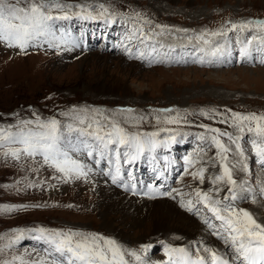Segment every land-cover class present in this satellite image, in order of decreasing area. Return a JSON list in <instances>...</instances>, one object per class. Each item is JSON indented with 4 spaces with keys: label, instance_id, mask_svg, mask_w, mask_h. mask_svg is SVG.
<instances>
[{
    "label": "rangeland",
    "instance_id": "rangeland-1",
    "mask_svg": "<svg viewBox=\"0 0 264 264\" xmlns=\"http://www.w3.org/2000/svg\"><path fill=\"white\" fill-rule=\"evenodd\" d=\"M68 2L100 3L105 0ZM107 2L117 11L129 12L135 9L150 16L155 23L168 25L173 29L186 28L189 32L187 35L176 33L157 37L165 45L163 48L156 45L155 40L150 42L149 47L133 41V50L129 55L126 51L127 41L123 39L128 25H122L119 20L115 24L105 25L99 20L72 19L56 21L58 26L66 28L74 36L83 37L81 48L72 52L57 54L56 51L40 47L31 48L24 55L18 54L17 49L0 46V125L15 123L17 118L34 119L32 113L42 118L55 116L61 121L70 122V118L60 113L72 108H98L107 112L130 109L131 112L123 114L129 120L126 125L129 130L157 131L158 138L161 139L167 135L160 132L161 128H171L174 133L178 131L182 135L177 136L178 142L172 143L169 148L158 149L156 153L142 156L134 164L124 167L133 171L140 191H147L148 184H163L162 191L171 192L176 189L177 193L183 195L174 193L175 198L156 196L155 193V198L133 195L118 185H112L110 178L100 174H93L88 181L58 182L52 178L51 169L41 167L39 173H34L26 171L20 162L0 157V234L7 235L14 228H73L114 239L124 248L136 250L152 262H166L169 259L165 251L167 246L185 248L193 259L205 256L210 260L203 251L205 247L218 251L224 249L222 241L210 235L211 230L201 218L204 215L211 218V214L207 213L202 204L199 212H189L180 207L181 199L185 203L188 199H197L195 189L208 191L207 189L212 188L210 178L220 174L219 161H215L216 167H212L209 162L215 156L216 149L211 145H202L198 139L201 133L205 136L210 134L199 125L207 124L235 134L233 128L219 123L223 118L220 114L227 115L229 109L245 114H264V64L260 63L264 59V50L254 52L252 59L241 63L238 55L240 45L235 42V33L229 34L231 39L227 51L215 57L202 53L193 55L191 47L179 46L196 43L194 39L189 41L187 36L194 37L204 29L230 27V23L226 22L264 19V0ZM246 34H242V38ZM218 42L221 45L224 43L223 40ZM151 45H155V52ZM169 45L173 46L171 50ZM141 53L144 58L137 59ZM201 56L205 63L194 62ZM177 60L180 62L177 63ZM208 60L212 63H208ZM99 82L115 85V90L99 94L95 91V85ZM162 109H170L171 112L164 113L160 111ZM201 110H215V118L209 119L208 116L201 115ZM177 113L181 116L187 114L186 119L191 123L185 124L182 120L179 125L168 124L165 117L176 116ZM141 116L145 117L143 121L139 119ZM252 138L251 134H246L245 159L241 161L242 165H247V171L241 168L234 170V178L238 182L244 181L249 191L247 198L237 200L235 206L251 211L258 222L264 223V196L259 195L260 190L264 189V166L260 165L251 151ZM222 140L227 142L226 138L222 137ZM201 147L204 148V153H201ZM153 155L158 157L156 161L152 160ZM185 156L194 163L187 164ZM164 163H167V168H163ZM29 164L38 166L36 161H29ZM104 166L107 167V164ZM185 167L188 168V173H185ZM199 167L207 169L204 183L190 175ZM154 169L164 172L165 177L158 181ZM26 180L44 183L41 187L18 190L23 189ZM224 188L221 195L226 193V186ZM109 189L129 195L135 202L169 200L179 213L194 219L201 238L195 237L190 242L184 239L174 242L168 238L165 230L155 233L152 229L158 220L149 215L151 211L148 208L139 211V217L145 218L137 223L138 226L128 222L133 221L132 219H127L122 224L119 215L111 213L110 219L115 222L116 228L129 233L134 241L118 236L102 226V217L99 215L102 213L99 205L106 202L105 198H113ZM9 208L12 211L2 210ZM212 223L219 222L212 218ZM185 229L193 230L190 227ZM35 235L37 233L27 232L25 238L0 253V258L11 259L13 255H18L25 260L36 259V254L43 253L47 245L36 240ZM6 243V240L0 241V244ZM141 245L151 247L143 252L140 250ZM125 259L136 264L134 257L126 255ZM15 264H19V261Z\"/></svg>",
    "mask_w": 264,
    "mask_h": 264
},
{
    "label": "snow or ice",
    "instance_id": "snow-or-ice-1",
    "mask_svg": "<svg viewBox=\"0 0 264 264\" xmlns=\"http://www.w3.org/2000/svg\"><path fill=\"white\" fill-rule=\"evenodd\" d=\"M114 2V0H113ZM76 9H79L78 11ZM80 19L83 21H103L105 25L115 24L118 20L122 25H128L123 39L127 41L126 51L129 55L133 50L135 41L138 45L150 46L155 40L160 48L165 47L157 37L181 33L187 35L186 28H170L168 25L155 23L150 16L135 9L129 12L117 11L112 4L100 3H69L68 0H0V46L17 49L18 54L27 55L31 48L46 47V50L56 51L57 54L72 52L81 48L83 37H76L56 21ZM230 27L222 26L217 30L204 29L195 36H187L194 44L180 45L191 47L193 55L202 53L212 57L223 55L230 42V33H235V42L240 45L238 55L241 63L253 58V53L264 50V19H244L226 22ZM259 30V31H257ZM247 33V34H246ZM242 34L243 35L242 38ZM223 40V45L218 41ZM119 46V45H118ZM152 51H156L155 45ZM171 50L173 46L169 45ZM143 59V53L136 57ZM163 63L164 61H158ZM179 63L180 61H176ZM196 63H205L201 56ZM212 63L211 60L207 61ZM264 64V59L260 60ZM170 113V109L160 110ZM131 112L130 109H118L107 112L98 108H72L63 111L60 115L70 118V122L57 119L55 116L42 118L32 113L34 119L17 118L15 123L0 125V157L20 162L26 171L39 173L40 168L51 169L52 178L58 182L88 181L93 174H100L110 178L112 185L122 187L133 195L140 194L155 198L156 196L169 197L177 193L176 189L162 191L163 184H148L147 191H140L134 173L126 169L125 165H132L147 154L156 153L158 149H167L176 143L180 132L171 128H161L160 132L167 133L164 138H158L159 132L131 131L126 127L129 120L123 114ZM201 115L215 118V110ZM187 115V114H186ZM179 113L176 116L167 115L168 124L179 125L183 120L185 124L191 123ZM219 123L228 125L233 132L222 131L220 128L200 124L210 136L201 133L198 136L202 145H211L216 149L215 156L210 158L212 167L219 161L220 174L210 178L212 188L208 191L195 189L197 199H188L187 203L181 199L180 207L189 212H199L202 204L207 215L202 216L204 223L211 230L210 235L222 241L223 251L205 247L203 251L208 254L192 259L185 248L166 247V262H152L142 257L136 250H129L116 240L107 238L95 232L79 229H35L14 228L10 233L0 234V253L6 248L25 238L27 232L37 233L34 238L42 241L46 248L43 253L36 254V259H23L13 255L11 259L0 258V264H131L125 256L134 257L136 264H264V223L258 222L254 214L244 208L235 206V202L247 198L249 189L244 181L234 178V170L241 168L247 171V165L241 164L245 159L246 134H251V151L264 166V114L255 112L241 113L227 110V115ZM143 121L145 117H139ZM226 138L227 142L222 140ZM201 153L204 148L201 147ZM206 155V153H205ZM153 155L152 160L156 161ZM187 164L194 163L188 156L184 157ZM29 161H36L38 166L33 167ZM167 161V157H165ZM231 161V163H230ZM203 163V161H201ZM107 164V167L104 165ZM167 168V163L163 164ZM185 173L188 168L185 167ZM205 167H199L190 175L193 179L205 181ZM157 180L165 177V173L154 169ZM127 177V179H125ZM44 181L26 180L23 189L41 187ZM226 193L221 195L225 191ZM244 194V195H241ZM264 196V189L259 192ZM3 211H12L2 209ZM212 218L218 224L212 223ZM150 245H141V251L146 252Z\"/></svg>",
    "mask_w": 264,
    "mask_h": 264
},
{
    "label": "bare ground",
    "instance_id": "bare-ground-1",
    "mask_svg": "<svg viewBox=\"0 0 264 264\" xmlns=\"http://www.w3.org/2000/svg\"><path fill=\"white\" fill-rule=\"evenodd\" d=\"M114 90H115V85L114 86L108 85V84H105L103 82H99L98 84L95 85V91L99 94L110 93ZM207 190H209V189H207ZM109 191H110V189H109ZM110 192L112 193L113 198H111V196L108 198H105L107 203L105 202V203H101L99 205L100 209L102 210V213H100L99 215H101V217H102L101 218L102 226L105 227L109 231H113L114 233H117L118 236H120L124 239L129 238L130 241H134V238L132 236H130L129 233H127L125 231H120L116 228V226L114 225L115 222L113 223V221L110 219L111 213H113V212L117 213L119 215L118 218L120 219V223H122V224L127 219H132L133 221H128V222L136 223V225H137V223L140 222V220L145 218V216L142 219L139 217V216H141L139 211L148 208L151 211V214H149V215L154 216L153 218L158 220V222L155 223V226H153V229H152V231H155V233L160 232V231L163 232V230H165L166 234L168 235V238L170 237L171 240L174 242L180 241V239H184L186 241H189V240H193L195 237H197V238L200 237L199 233H198L199 229H197V226H196L197 224L195 223L194 219H192L191 217H186L182 213H179V211L175 207V205L172 202H170L169 200L160 199V200H154L152 202H144V203L141 201L135 202L131 198V196H129V195L123 194L119 191L115 193L111 190ZM119 227H121V226H119ZM186 227L193 228V230H187L188 228L185 229ZM144 229H146V228H144ZM200 229H201V227H200ZM147 231H148V229H147ZM209 239H210V237H209ZM214 243H212V244H214ZM178 244L179 243H176V245H178ZM220 251H223V249H221Z\"/></svg>",
    "mask_w": 264,
    "mask_h": 264
}]
</instances>
